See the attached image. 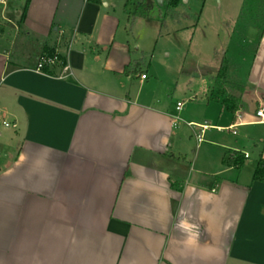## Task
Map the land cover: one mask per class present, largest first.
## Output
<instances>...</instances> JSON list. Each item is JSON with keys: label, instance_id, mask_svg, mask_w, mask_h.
I'll list each match as a JSON object with an SVG mask.
<instances>
[{"label": "crops", "instance_id": "0c3cea01", "mask_svg": "<svg viewBox=\"0 0 264 264\" xmlns=\"http://www.w3.org/2000/svg\"><path fill=\"white\" fill-rule=\"evenodd\" d=\"M99 1L0 2V120L16 123L0 129V264H264V33L222 50L243 109L226 110L213 60L183 118L130 43L132 0ZM45 52L67 70L36 72Z\"/></svg>", "mask_w": 264, "mask_h": 264}, {"label": "rangeland", "instance_id": "374dc122", "mask_svg": "<svg viewBox=\"0 0 264 264\" xmlns=\"http://www.w3.org/2000/svg\"><path fill=\"white\" fill-rule=\"evenodd\" d=\"M136 1L132 0V4ZM260 2L249 0L245 8V0H180L177 10L184 16L178 21L166 17L165 25L161 26L156 9L151 18L129 20L130 43L133 49L136 42L142 46L137 57L143 56L144 63L150 64L149 80L156 81L153 90L159 100L162 99L168 108L186 102L181 113L183 118L185 114L198 115L187 99L198 84H205L207 80L202 83V79L194 75H202L213 65L214 50L222 55V50L230 47L231 51L236 43L241 52H254L257 39L264 31V11ZM159 8L163 12V5ZM20 35L22 38L23 34ZM44 54L52 53H42L38 59ZM183 118L181 128L186 126ZM2 127L0 120V129Z\"/></svg>", "mask_w": 264, "mask_h": 264}, {"label": "trees", "instance_id": "16d2710c", "mask_svg": "<svg viewBox=\"0 0 264 264\" xmlns=\"http://www.w3.org/2000/svg\"><path fill=\"white\" fill-rule=\"evenodd\" d=\"M92 1L100 3L99 0ZM179 2L180 0H164L162 12L161 8H159L158 5L153 2V0H137L135 2L131 16L132 18H151V13L157 10L156 12L158 14L156 16L158 17L161 26H163L165 25L166 17L178 21L180 18H182V16H184L177 10ZM248 2L249 0H245V8ZM28 4L29 0H27L25 8H27ZM259 5L261 6L262 11H264V0H261ZM243 8L240 15L243 13ZM262 14H264V12H262ZM3 32L4 27L0 25V35H2ZM262 33H264V31L260 33L258 39L261 38ZM257 45L258 41L256 43V46ZM213 60L218 66L217 73L213 77L214 86L216 87L217 91L224 96L223 105L225 106L226 110L235 115L237 112H240L243 109L242 97L245 91V87L242 84L241 77L239 75L238 65L232 63L229 58L225 57V55L219 54L216 50L213 53ZM229 160L231 165L240 167L244 157L243 155L238 154L235 159L230 157ZM253 180L264 183V158H262L261 155L258 158L256 168L253 173Z\"/></svg>", "mask_w": 264, "mask_h": 264}, {"label": "built area", "instance_id": "2783aa9c", "mask_svg": "<svg viewBox=\"0 0 264 264\" xmlns=\"http://www.w3.org/2000/svg\"><path fill=\"white\" fill-rule=\"evenodd\" d=\"M0 2H2V0H0ZM56 65H63V69L67 70V66L64 65L61 56L57 53V52H52L51 55H47L44 54L42 55L36 63V66L34 68V70L36 72H44L49 70L50 68L56 66ZM141 79H145L146 75L145 74H141L140 75ZM183 103L178 102L176 103V110L179 111L182 107ZM255 116L258 119V121H264V105L259 106L256 111H255ZM2 126L4 128H11V129H15L16 128V123L14 122H6V121H2ZM236 123H233L232 125H230L226 130L230 131L231 134L235 135L236 134ZM206 126H201L202 131L204 129H206ZM196 139L197 141H202L201 135H196ZM234 155H236V153H234ZM243 157L246 159L248 158V153L244 152ZM1 156V153H0Z\"/></svg>", "mask_w": 264, "mask_h": 264}, {"label": "water", "instance_id": "95a60500", "mask_svg": "<svg viewBox=\"0 0 264 264\" xmlns=\"http://www.w3.org/2000/svg\"><path fill=\"white\" fill-rule=\"evenodd\" d=\"M156 4L161 7L164 3V0H155Z\"/></svg>", "mask_w": 264, "mask_h": 264}]
</instances>
